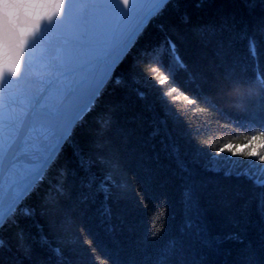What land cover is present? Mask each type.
Masks as SVG:
<instances>
[{"label":"trees","instance_id":"16d2710c","mask_svg":"<svg viewBox=\"0 0 264 264\" xmlns=\"http://www.w3.org/2000/svg\"><path fill=\"white\" fill-rule=\"evenodd\" d=\"M262 29L264 0H169L20 206L32 214L0 229V264H93L81 229L96 264H264V188L225 175L231 161L258 158L212 159L264 131V89L253 79L264 73ZM245 36L257 42L256 61ZM168 40L187 65L178 86L206 101L181 98L179 117L165 115L148 83L153 57L169 59Z\"/></svg>","mask_w":264,"mask_h":264},{"label":"snow or ice","instance_id":"6c2138e0","mask_svg":"<svg viewBox=\"0 0 264 264\" xmlns=\"http://www.w3.org/2000/svg\"><path fill=\"white\" fill-rule=\"evenodd\" d=\"M168 3L169 0H137L133 9V0H0V157L8 158L13 147L22 140L35 141L32 132L37 124L38 110L42 104L53 102L45 133L47 146L39 166L23 175L12 171L5 173L6 198L0 202V229L16 224L18 212L25 216L32 214L30 209L20 206L42 180L75 123L82 119L86 110H90L89 105L122 62L126 50L135 43L146 23L159 15ZM21 14L28 18L27 26L21 25ZM48 29H55L57 39L50 46L52 54L37 68L31 59L26 60L28 45L37 37L44 38ZM244 38L248 41L252 59L258 60L256 40L254 37ZM167 44L169 59L165 61L159 54L153 57L156 66L151 70L153 75L148 77V83L159 93L158 99L166 109L165 115L179 117L184 114L177 104L181 98L192 105L206 101L200 94H189L178 86L177 74L180 70H187V65L175 43L168 40ZM96 61L102 62L107 78H92L87 106L83 105L84 97L72 105L70 102L77 91L73 90L70 69ZM253 79L264 89V73H256ZM13 85L17 87L13 88ZM248 130L251 131V127ZM246 139L248 143L235 150L231 143L216 149L212 159L218 162L230 160V157H220L219 153L224 151L232 156L257 157L258 160L231 161L232 167L225 175L244 177L264 188V155L260 154V149H264V131ZM258 139L261 143L257 149L245 151ZM244 163L247 167L237 168ZM91 166V161H82V167L90 170ZM110 179L106 176L100 185L106 193L105 183ZM162 226L157 228V232ZM81 232L85 237L84 243L93 254V264H96L97 249L86 230L81 229ZM5 246L6 241L0 239V247ZM57 252L59 254V250Z\"/></svg>","mask_w":264,"mask_h":264},{"label":"water","instance_id":"95a60500","mask_svg":"<svg viewBox=\"0 0 264 264\" xmlns=\"http://www.w3.org/2000/svg\"><path fill=\"white\" fill-rule=\"evenodd\" d=\"M136 6H137V0H133V9H135ZM20 23L22 26H27L29 20L27 17L21 14ZM56 39L57 36L55 29H48L44 33V38L37 37L34 41L29 43L26 60L31 59L33 64L37 66V68H39L40 65L46 62L47 57H49L52 54L50 46L56 42ZM131 47L132 45L130 46V48ZM128 50H126V54ZM60 54H62V52ZM107 71L110 72V69H108ZM105 73L106 70L102 62L100 61H96L94 63H90L87 65L81 64L70 69V75L73 82V90L77 91L76 94L72 97L70 103L72 105H75L79 103L82 97H84L83 105L87 106L90 103L88 90L92 78L95 76L97 78L106 79L107 76ZM111 75L112 73L110 74V77ZM107 82L105 83V85L107 84ZM104 86L102 87L101 91L103 90ZM12 87L15 88L17 86L13 85ZM101 91L99 92V94L101 93ZM99 94L94 99L92 104L96 101ZM52 103L53 102H49L48 104H42V106L38 110L36 116L37 124L35 125V128L32 132L35 141L29 142L28 140H22L13 147L12 154L8 158L0 157V202H2L3 199L6 198V193L4 192V185L6 183V176H5L6 172L12 171L17 175H23L26 174L29 170L39 166L41 156L44 154L47 146V137L45 133L47 131V126L50 123L49 110L52 107ZM60 103L63 104L64 102L60 101ZM92 104L89 105V109L92 106ZM65 106L67 107V105ZM87 111L88 110H86V112ZM84 114H82V116ZM73 128L71 129V131L73 130ZM66 141L63 142V144L59 148L58 154L60 153ZM57 156L55 157L54 161L50 164L46 172L51 168Z\"/></svg>","mask_w":264,"mask_h":264},{"label":"rangeland","instance_id":"374dc122","mask_svg":"<svg viewBox=\"0 0 264 264\" xmlns=\"http://www.w3.org/2000/svg\"><path fill=\"white\" fill-rule=\"evenodd\" d=\"M230 155V154H229ZM264 155V154H263ZM48 197H50V201H52V202H54V195L53 194H51V195H49ZM47 201V200H46ZM48 202H49V200H48ZM52 202H50V203H52ZM27 206H29L31 209H32V206L30 205V203L28 202L27 203ZM70 236V235H69Z\"/></svg>","mask_w":264,"mask_h":264}]
</instances>
